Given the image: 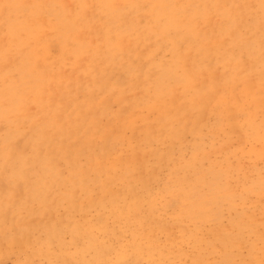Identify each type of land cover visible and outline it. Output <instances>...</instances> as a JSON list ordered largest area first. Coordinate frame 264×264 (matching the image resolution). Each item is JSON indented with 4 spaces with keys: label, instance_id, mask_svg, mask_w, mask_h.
Returning <instances> with one entry per match:
<instances>
[{
    "label": "bare ground",
    "instance_id": "obj_1",
    "mask_svg": "<svg viewBox=\"0 0 264 264\" xmlns=\"http://www.w3.org/2000/svg\"><path fill=\"white\" fill-rule=\"evenodd\" d=\"M261 52L264 0H0V243L12 264H110L136 247L126 263L172 264L161 252L177 248V264H264L257 215L235 208L223 126L236 111L227 94ZM61 179L80 218L30 222L25 204L45 210ZM131 183L177 197V244L143 223L167 212L145 209ZM59 242L76 255L58 260Z\"/></svg>",
    "mask_w": 264,
    "mask_h": 264
},
{
    "label": "rangeland",
    "instance_id": "obj_2",
    "mask_svg": "<svg viewBox=\"0 0 264 264\" xmlns=\"http://www.w3.org/2000/svg\"><path fill=\"white\" fill-rule=\"evenodd\" d=\"M64 5L68 6L70 4V0H59ZM257 56L264 60V52L259 53ZM73 77V76H72ZM238 85L234 84L233 91L227 94V102L225 105V110L231 112L232 110H236L234 114H229L225 118V122L223 124L224 134L227 136L225 147H227L230 151L235 153V157L238 158L239 162H232L230 164V185L235 189V199L237 206L235 207L238 210H250L254 215H257L258 222V232L261 233L264 229V64L259 69H249L247 67H243L241 74L239 75ZM232 96V98H231ZM30 113H34L35 107L26 106ZM233 116V117H232ZM3 125L0 123V129ZM209 129L212 130V124L209 126ZM25 133L24 131H22ZM220 132L219 134H222ZM253 133V134H252ZM22 141H18V145ZM28 171V170H27ZM22 173V172H21ZM66 179H61L59 182L51 181L48 185L49 188H45V192L47 193L45 197L41 200V204L43 205V211L39 212L37 209V205L34 202H28L25 205L34 209V213L30 218V222L37 224H46L49 222H68L71 224L72 220H78L80 216L78 215L77 208L78 202H74L71 206H69L70 201L66 200L63 195L64 188L69 182L63 181ZM236 182L237 184L232 183L231 181ZM244 184L243 190L242 185ZM130 185V184H129ZM126 184H120V186L131 190V188H127L129 186ZM133 188L137 189V194L139 196H143L142 199L145 203L151 204L154 208L156 207H165V214L161 216H155L153 220H148L147 218H143V220L150 227L152 226L157 228H166L169 232V235L173 238L174 243L177 244V214L172 211H177V197L172 196V194L161 193L158 195L159 186L157 183H131ZM153 187V193L148 199L147 195L142 194L141 190L143 186ZM77 191L76 187L73 188ZM5 192V189H3ZM106 193V191H104ZM132 193V191L130 192ZM157 193V194H156ZM139 197V198H141ZM241 197V198H240ZM62 206H55L54 202L56 201ZM91 202H94L91 200ZM68 208V209H67ZM146 209V206H145ZM146 211V210H145ZM144 212V211H143ZM146 213H142L145 217ZM87 214L84 215L83 218H86ZM90 217V215H89ZM119 220L117 219V222ZM122 221L125 222V216H123ZM111 222V221H110ZM115 220L113 221V223ZM109 223V222H108ZM155 223V224H154ZM154 224V225H152ZM65 237L66 242H70V239L75 240L71 237V233L63 232L60 233V239ZM157 239L159 245H162V240L164 239L161 233L157 234ZM33 244L37 245L35 250H31L32 258L38 262L42 261L45 263L48 259L42 258L40 259L39 254L36 252L40 249H43L41 243L34 239ZM59 244L63 247L61 251L60 257H57L60 260L62 257L67 258V254L73 257L76 255L75 250L68 243L59 242ZM121 243L117 242L112 245L113 248H120ZM264 250V245L259 246ZM66 248V249H65ZM50 251L53 253H57L55 245H52ZM71 254L70 252H73ZM68 252V253H66ZM120 257L117 260L112 255L110 258V264H135L130 261L126 263L125 259L129 258L130 260H134L141 251L136 248H127V251H120ZM161 253L164 254L165 258L168 259L172 264H177V248L170 249V252L163 250ZM56 255V254H55ZM20 258L23 260L24 255H20ZM139 257L135 259V262L138 263ZM50 264L49 261H47ZM167 263V262H166ZM0 264H12V257L5 252V247L0 243Z\"/></svg>",
    "mask_w": 264,
    "mask_h": 264
}]
</instances>
